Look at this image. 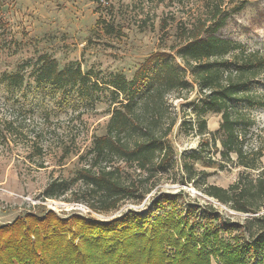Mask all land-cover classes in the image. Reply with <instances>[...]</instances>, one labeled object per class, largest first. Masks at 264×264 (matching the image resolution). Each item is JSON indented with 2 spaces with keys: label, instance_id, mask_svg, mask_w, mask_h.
<instances>
[{
  "label": "rangeland",
  "instance_id": "rangeland-1",
  "mask_svg": "<svg viewBox=\"0 0 264 264\" xmlns=\"http://www.w3.org/2000/svg\"><path fill=\"white\" fill-rule=\"evenodd\" d=\"M216 1L210 0L209 3H206V0L2 1L1 252H7V246L10 245L14 247L10 249L11 254L23 256L29 252L24 249L26 244L31 245L35 241L40 246L48 247V244L40 242L42 235L47 236L46 230H42L38 236L33 230L39 228L29 229L30 226L36 227L38 225L36 221L43 220L47 215L62 220L79 216L87 221L103 224L124 216V220H127L126 216L129 214L143 217L147 214L151 220H155L157 215H160L159 220H162L159 224L155 223L156 227L152 232H147L143 237L134 240L130 235L118 238L124 241L122 249L130 247L138 251L140 256L134 257V262L139 257L144 259L148 256L150 251L147 249L151 248L157 253L158 260L163 261L162 264L179 262L189 264L192 257L194 260L198 258L200 254L197 252L207 255V264H222L220 254L224 250V244L227 241L232 243L236 237L240 240V236L243 235V231L232 224H242L251 214L233 210L208 196L204 190L208 184L226 187L236 179L239 168L209 167L208 158L219 157L211 142L209 145L201 146L198 135L192 130L184 134L179 130L177 123L168 137L175 151L170 168L152 185L144 184L140 188L144 191L143 197L122 200L115 209L108 212L91 209L85 203L87 194L84 193L80 182L74 183L66 191H62L60 183L74 177L76 170L86 164L85 155L92 145L93 138L104 133L110 115V91L97 90L82 96L75 89L68 87L64 93L49 85H38L33 76L28 75L31 67L20 69L21 64L31 63L39 54L48 53L57 60L60 67L70 61H77L84 72L92 69L100 77L118 72L131 79L135 70L149 55L160 51L169 54L168 57L174 66L184 68L182 60L175 55V50L171 49V46L178 42L176 37L178 26L190 25L198 16H205ZM235 2L224 0L222 7L230 8ZM251 2L235 14L234 18L241 26L239 29L236 28L231 36L248 50L264 52V9L259 11L263 8L260 4L264 2L263 0ZM258 12L262 26L256 32H245L242 26ZM103 20L113 26V32H107ZM162 24L165 27H162ZM19 70L26 72L22 83L15 84L5 79L7 74ZM186 75L192 85V89L184 93L187 98H175L173 94H169L168 100L177 111L178 119L185 116L187 120L195 122L191 110L194 105L192 101L198 100V88L192 84L190 73L187 72ZM249 89L264 93V79L255 80ZM236 105L246 110L253 119V125L247 129L248 141L253 145L263 143L264 106H247L242 102ZM205 117L208 129L215 132L219 124V114L206 112ZM260 160L264 166V155ZM184 163L187 166L192 165L196 171L192 170L190 175L183 172ZM129 175L130 178H134L131 171ZM50 184H53V190L59 194L57 197H44L45 189ZM153 199L159 201L155 203ZM210 205L216 215L212 219L217 225L218 233L215 236L202 231L211 212H204L203 209ZM16 222L18 225L10 228ZM49 223L48 221L46 225ZM64 227L69 229L65 224ZM79 227H75L74 231L82 230L80 224ZM49 228L52 226L49 225ZM91 235L89 233L74 235L73 243L81 247L85 243L82 248L84 250L86 242L90 243L88 238H93ZM70 236L68 230L63 231L58 238L52 240L45 253H49L52 259L70 254L69 245L62 243L60 238L65 237L67 241H72ZM16 249L20 251L17 252ZM235 249L230 252H235ZM37 254L42 255L41 251ZM76 255L75 251L72 256ZM241 255L248 264H264V251L254 258L245 251L241 252ZM145 262L144 260L143 264H146Z\"/></svg>",
  "mask_w": 264,
  "mask_h": 264
},
{
  "label": "trees",
  "instance_id": "trees-1",
  "mask_svg": "<svg viewBox=\"0 0 264 264\" xmlns=\"http://www.w3.org/2000/svg\"><path fill=\"white\" fill-rule=\"evenodd\" d=\"M209 1L206 0V3ZM223 1L217 0L205 16H198L190 25L178 26V42L171 49L182 60L184 68L174 66L169 54L160 51L149 55L131 79L118 72L107 77H100L92 69L84 72L77 61H70L60 67L48 53L39 54L31 63L21 64L20 69L31 67L28 75L33 76L38 85H49L64 93L68 87L82 96L97 90L110 91V115L104 133L93 138L85 155L86 164L76 170L74 177L60 183L62 191H66L74 183L80 182L87 194L86 205L96 211L108 212L122 200L142 198L144 191L140 188L144 184L152 185L170 168L175 151L168 137L177 123L184 134L192 130L198 135L201 146L211 142L219 157L208 158V166L216 169L237 167L239 170L236 179L226 187L208 184L205 193L235 211L251 214L242 224H232L245 235H241L240 240L239 237L233 238L232 243L227 241L220 260L222 264H248L241 252L245 251L254 258L264 251V166L260 160L264 155V142L253 145L248 141L247 129L254 122L247 111L236 103L264 106V93L249 89L255 80L264 79V52L248 50L231 36L241 26L234 18L235 14L251 1L256 3V0H235L227 9L222 7ZM260 5L263 8L259 11L264 9V3ZM260 19L258 12L242 26L243 30L256 32L262 26ZM103 22L107 32H113V26ZM162 27L165 25L162 24ZM187 72L190 73L192 84L198 88V100L192 101L194 105L191 110L195 122L187 120L185 116L178 119L177 111L168 100L169 94L175 98H187L184 93L192 89ZM25 73V70H19L7 74L5 79L19 84L24 81ZM206 112L219 114L215 132L207 127ZM192 170L196 171L192 165L183 164V172L190 175ZM130 171L134 173V178H130ZM53 188V184L47 186L44 197H57L59 194ZM158 201L153 199L155 203ZM213 210L211 205L203 209L204 212H211L202 231L215 236L218 231L212 220L216 216ZM48 217L36 221V227H29L39 228L33 230L38 236L42 230L48 232L45 233L47 236L42 235L40 239L48 247L40 246L37 241L31 245L27 243L24 249L29 252L15 256L10 252L14 247L8 245L7 252L0 251V264H143L144 260L146 264L163 263L151 248L147 249L150 251L148 256L144 259L139 257L134 262V257L140 256L138 251L130 247L122 249L124 241L118 239L130 235L134 240L152 232L155 223L162 222L159 220L160 215L151 220L147 214L145 217L129 214L127 220H124V216L103 224L79 216L70 220ZM48 221L50 223L46 225ZM79 224L82 230L74 231ZM17 225L18 222L10 228ZM66 230L71 233L72 239L79 233L92 234L93 238H88L90 243L86 242V249L82 250L85 243L81 247L73 243L74 239L67 241L65 237H60L62 243L69 245L68 251L71 253L52 259L45 249H49L52 240ZM81 239L84 240L83 237ZM234 249L235 252L231 253ZM38 251H41V256H38ZM75 251L77 255L73 257ZM197 253L200 254L198 258L194 260L192 257L189 264H207V255Z\"/></svg>",
  "mask_w": 264,
  "mask_h": 264
}]
</instances>
